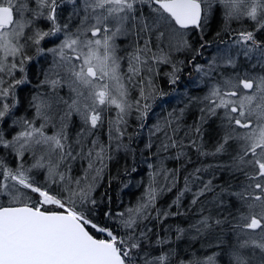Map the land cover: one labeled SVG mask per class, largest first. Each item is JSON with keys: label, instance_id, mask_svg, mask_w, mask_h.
Wrapping results in <instances>:
<instances>
[{"label": "snow or ice", "instance_id": "snow-or-ice-1", "mask_svg": "<svg viewBox=\"0 0 264 264\" xmlns=\"http://www.w3.org/2000/svg\"><path fill=\"white\" fill-rule=\"evenodd\" d=\"M0 264H264V0H0Z\"/></svg>", "mask_w": 264, "mask_h": 264}]
</instances>
